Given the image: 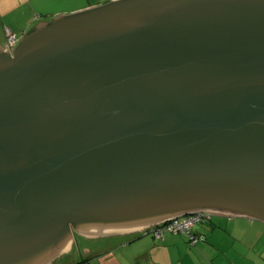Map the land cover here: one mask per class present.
<instances>
[{"label":"water","instance_id":"1","mask_svg":"<svg viewBox=\"0 0 264 264\" xmlns=\"http://www.w3.org/2000/svg\"><path fill=\"white\" fill-rule=\"evenodd\" d=\"M10 53L0 264L201 209L264 222V0H118Z\"/></svg>","mask_w":264,"mask_h":264},{"label":"crops","instance_id":"2","mask_svg":"<svg viewBox=\"0 0 264 264\" xmlns=\"http://www.w3.org/2000/svg\"><path fill=\"white\" fill-rule=\"evenodd\" d=\"M93 1L0 0L1 41L4 42L2 33L4 28H10L15 34L20 35L21 41L40 23L99 8L118 0ZM213 215L219 217L195 228L196 234L205 239L195 246L190 245L188 239L182 235L167 234L162 241L145 236L144 233L151 224L135 232L105 238L84 236L86 241L108 239L104 248L101 246L98 249L93 246L94 248L91 247L87 253H96L94 251L100 249L105 250L106 254L111 253L117 250L119 245L123 246L118 244L121 239H127L123 246V249L127 250L122 254L121 264H264L263 223L246 216ZM130 250L132 254L129 253ZM73 254L77 255L78 259H84L83 264H94L80 245L77 249H72L66 257ZM108 258H112V254Z\"/></svg>","mask_w":264,"mask_h":264},{"label":"built area","instance_id":"3","mask_svg":"<svg viewBox=\"0 0 264 264\" xmlns=\"http://www.w3.org/2000/svg\"><path fill=\"white\" fill-rule=\"evenodd\" d=\"M4 36L6 41L5 46L8 51L12 52L18 46L20 38L10 28H4ZM212 217L213 214L208 211H197L193 214L173 218L167 222L150 227L145 231V234H151L154 238L162 240L166 234H181L188 238L190 245L195 246L205 240L195 233V228L211 221Z\"/></svg>","mask_w":264,"mask_h":264},{"label":"rangeland","instance_id":"4","mask_svg":"<svg viewBox=\"0 0 264 264\" xmlns=\"http://www.w3.org/2000/svg\"><path fill=\"white\" fill-rule=\"evenodd\" d=\"M96 1L97 0H94L93 2H96ZM0 30H1V28H0ZM2 33H3V30H2ZM3 37H4V42L1 41V38H0L2 49H3L4 52H8V50H7L6 46H5L6 41H5L4 34H3ZM9 53H10V51H9ZM201 210H206V211H208L210 213H213V214H222V212H216V211L207 210V209H201ZM218 217H219V215H213V218H215V219L218 218ZM259 222L264 224V222H262V221H259ZM247 226H248V224H247ZM73 236H74V238H72V240L74 241V243H73L72 249H75V248L77 249L79 247V245H80L83 248V251H84L85 255L88 256L89 259H92V262H94V264H121L123 262V255L122 254H124V252L127 250V249H123V246H124V243L127 242L126 241L127 239H121L118 242V244H123V246H120V245L118 246V249H117L118 251L115 249L111 253L106 254V253H104L105 250L104 251H100L101 250L100 249L99 251L95 250L94 252H96V253H93V252L87 253V251L89 249H91V247H93V246H95L98 249L101 248V246H103V248H104V245L107 244V240L108 239H99V240L86 241L85 237L79 236L78 234H74ZM263 242H264V240H263ZM115 248H117V247H115ZM70 252L67 255H69ZM129 253L132 254V251L130 250ZM111 254H112V258H108V256L111 255ZM66 256L61 258L56 264H78L79 262L81 264L84 263L83 262L84 259H81V258L78 259L77 255L75 256V254H73L71 257H66Z\"/></svg>","mask_w":264,"mask_h":264},{"label":"trees","instance_id":"5","mask_svg":"<svg viewBox=\"0 0 264 264\" xmlns=\"http://www.w3.org/2000/svg\"><path fill=\"white\" fill-rule=\"evenodd\" d=\"M3 34H4V29H3ZM212 219H213V217H212ZM212 219H211V221H212ZM208 222H210V221H208ZM201 225H202V224H201ZM150 231H151V230H150ZM194 231H195V230H194ZM195 233H196V232H195ZM144 235H145V236H150V237L154 238L151 234H147V235H146V234L144 233ZM166 235H167V234H166ZM166 235H165V236H166ZM179 235H181V234H179ZM197 235H198V234H197ZM165 236H164V238H165ZM182 236H184V235H182ZM185 237H186V236H185ZM164 238H163V240H164ZM186 238H187V237H186ZM154 239H155V240L162 241V239H156V238H154ZM187 239H188V238H187Z\"/></svg>","mask_w":264,"mask_h":264},{"label":"clouds","instance_id":"6","mask_svg":"<svg viewBox=\"0 0 264 264\" xmlns=\"http://www.w3.org/2000/svg\"><path fill=\"white\" fill-rule=\"evenodd\" d=\"M19 37V36H18ZM213 214V213H212Z\"/></svg>","mask_w":264,"mask_h":264}]
</instances>
